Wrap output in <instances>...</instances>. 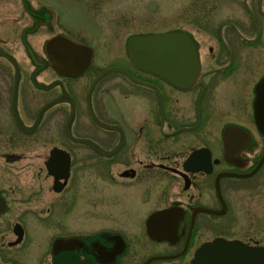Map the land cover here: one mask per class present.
Instances as JSON below:
<instances>
[{
	"label": "flooded vegetation",
	"instance_id": "flooded-vegetation-1",
	"mask_svg": "<svg viewBox=\"0 0 264 264\" xmlns=\"http://www.w3.org/2000/svg\"><path fill=\"white\" fill-rule=\"evenodd\" d=\"M48 1L25 0L35 25ZM190 8L105 50L112 65L73 38L93 49L77 75L53 66V37H0V170L38 166L49 184L45 209L0 186V264H193L217 239L264 256V0ZM170 31L197 49L185 85L137 61L134 38Z\"/></svg>",
	"mask_w": 264,
	"mask_h": 264
},
{
	"label": "rangeland",
	"instance_id": "rangeland-1",
	"mask_svg": "<svg viewBox=\"0 0 264 264\" xmlns=\"http://www.w3.org/2000/svg\"><path fill=\"white\" fill-rule=\"evenodd\" d=\"M24 2L0 0V37H40L43 40L65 33L93 46L95 59L103 61L104 65H112L115 59L105 56L104 51L124 49L126 37L187 25L192 0H49L52 17L43 25H35L31 13L41 11L27 10ZM1 157L0 166L5 163ZM35 160L39 159L29 154L24 162ZM27 166L16 168L5 164L0 170V186L7 188L12 208L29 205L45 209L49 195L45 173L38 166ZM18 189H35L37 195L21 203Z\"/></svg>",
	"mask_w": 264,
	"mask_h": 264
},
{
	"label": "water",
	"instance_id": "water-1",
	"mask_svg": "<svg viewBox=\"0 0 264 264\" xmlns=\"http://www.w3.org/2000/svg\"><path fill=\"white\" fill-rule=\"evenodd\" d=\"M134 41L139 64L165 75L176 84L185 85L192 81L197 69V49L188 32L148 34L134 38ZM47 51L53 66L69 75L80 74L93 56L90 46L63 33L47 42ZM66 243L57 240L56 247L66 248ZM193 264H264V256L258 249L246 248L239 242L217 239L197 251Z\"/></svg>",
	"mask_w": 264,
	"mask_h": 264
}]
</instances>
